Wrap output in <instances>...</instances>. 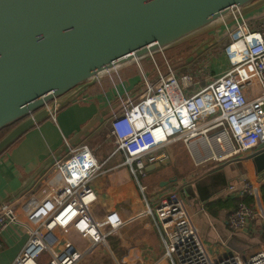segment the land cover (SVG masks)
Segmentation results:
<instances>
[{"label":"built area","instance_id":"2783aa9c","mask_svg":"<svg viewBox=\"0 0 264 264\" xmlns=\"http://www.w3.org/2000/svg\"><path fill=\"white\" fill-rule=\"evenodd\" d=\"M230 21V28L222 23L227 33L221 48L226 67L208 82L205 63L175 75L169 64L165 63L163 73L151 59L155 77L150 80L139 67L141 88L132 94L117 70L113 76L107 73L112 92L111 99L105 96L110 113L108 136L123 155L120 165L135 177L143 204L142 209L131 210L130 220L151 217L160 236L161 260L169 264H264V248L244 258L209 256L177 190H164L151 203L145 186L137 180L155 165L163 166L165 148L175 142L197 163H221L264 146V15L249 20L240 15ZM64 145L63 157L52 160L30 194L0 204V234L12 223L27 233L23 248L10 264H78L85 252L68 235L96 244L123 225L114 209L100 218L90 212L96 200L92 181L108 169L86 145L72 147L66 141ZM244 193L256 194L244 180L226 190L230 196ZM257 215L264 216L260 204L251 207L239 202L228 214L227 225L240 229ZM43 252L46 257L39 262Z\"/></svg>","mask_w":264,"mask_h":264},{"label":"water","instance_id":"95a60500","mask_svg":"<svg viewBox=\"0 0 264 264\" xmlns=\"http://www.w3.org/2000/svg\"><path fill=\"white\" fill-rule=\"evenodd\" d=\"M263 1L0 0V129L13 125L0 137V152L107 72L162 52ZM243 160L252 163L262 181L264 146L218 163L204 174L232 163L240 176L226 186H234L245 179ZM37 172L0 204L17 196ZM174 181H159L158 186Z\"/></svg>","mask_w":264,"mask_h":264},{"label":"crops","instance_id":"0c3cea01","mask_svg":"<svg viewBox=\"0 0 264 264\" xmlns=\"http://www.w3.org/2000/svg\"><path fill=\"white\" fill-rule=\"evenodd\" d=\"M142 61L145 60H139L136 63H127L116 69L122 73L120 77L123 79L125 87L132 94L138 90L139 81L135 83L131 82V78L134 75L133 66L141 68ZM107 73L113 76L112 71ZM107 73L101 76L94 84L81 89L70 102L34 124L0 152V201L16 190L20 184L36 170H38L37 174L24 188L28 187L36 176L41 173L38 180L39 182L50 169L52 160L54 158L63 157L66 151L64 145L65 141L72 147L86 145L84 140L80 139V137H88L91 133L89 130H91L96 123L102 121V117L109 113V106L105 101V96L111 99L112 92L109 85V75ZM218 74L215 73V75ZM96 115H99L97 120H95L82 135L73 140L74 134L86 126ZM104 143L105 145L99 144V148L102 149L99 153H103V158L99 157L101 154L96 155L93 148L86 145L91 150L96 160L97 158L101 160L97 161L102 167L108 169L92 181L94 185L93 189L96 194V203H93L90 212L93 218H100L110 209L118 210L123 220L122 226H125V224H128L126 222L130 220L131 208L133 207V199L131 198L124 202L125 198L122 194L123 190H128V193L130 192L129 189L126 188L128 187L127 183L130 173L127 166L120 165L123 160V155L115 150L112 140L104 136ZM91 146L93 147V145ZM167 147H169L170 153L166 154V163L163 166L155 165L149 172L152 170L151 172L156 171V173H158V170L162 167H168L173 164L172 161L175 162V166H178V162L180 161L183 163L191 162L193 167L199 170L196 172H194V170H189L180 178L179 176L173 177L175 179L173 184H168L161 190L156 189L151 191L152 195L148 200L151 202L152 197L159 195L162 191L167 189H176L178 194L182 197L183 194H185L180 189L182 184L193 183V194L191 193V197L186 199L188 203V213L198 230L199 237L209 256L221 257L232 254L244 258L256 249L264 248V216H255L252 221L248 222L240 229H230L227 225V216L234 208H222L217 210L214 214L209 213L207 209H205L204 204L218 197L216 196L217 194L220 193L219 196L222 198L228 196V194H226V182L240 176V172L237 168L230 163L221 170L204 174L205 171L218 164V162L214 163V161L212 162L209 160L199 163L195 162L180 142L172 143L166 146V148ZM240 167L244 170V180L248 181L256 190V194L252 196L253 201L248 206L253 207L257 203L260 204L264 211L259 192L260 184H264V175L263 180L258 182V176L254 172L252 163L249 160H243ZM241 182L242 180L234 186H240ZM17 196H19V194H17ZM137 201L142 204L141 196L140 198L137 197ZM147 218L148 224L145 222L142 224V228L144 229L138 237L140 242L139 247H149L147 248L149 254L146 253L142 255V258L146 257L145 259L152 258V254L155 256L162 252L159 233L151 217ZM136 220L137 218L134 219L133 222ZM122 226L120 228H122ZM73 236L76 235H68V239L71 242H73L71 240ZM26 239L27 233L23 226L16 223L8 224L0 234V264H10L23 248ZM83 240L88 242V240ZM88 243L89 245L83 248L85 254L87 249L94 245L90 242ZM99 243L102 249L103 246L101 244L106 245L105 240ZM40 261L42 262V260H39V262Z\"/></svg>","mask_w":264,"mask_h":264},{"label":"rangeland","instance_id":"374dc122","mask_svg":"<svg viewBox=\"0 0 264 264\" xmlns=\"http://www.w3.org/2000/svg\"><path fill=\"white\" fill-rule=\"evenodd\" d=\"M259 15H264V1L258 3L252 9L243 13V18L249 20ZM232 23H233L232 21H227L228 25H226V27L230 28ZM226 38H227V33L225 26H223L222 23H217L215 25L208 27L204 31H201L198 34L192 35L176 43L175 45L165 49L162 52H158L145 59H142L145 61H142L141 69L144 70L148 75L149 79L152 80L155 77V71L152 68L153 66L151 65V59L155 61L156 66L158 67L160 72L163 73L166 72L165 63H167L169 64L171 71L175 75H179L180 73H184L187 71H192L195 66L198 67L199 64L205 63L207 66L206 70L208 72L204 73V76L206 78V82H208L214 76H217L215 75V73L220 74L221 71H223L226 67V64L223 61L224 59L221 53V48L223 46L222 42L224 44L226 42ZM200 56L203 57L201 59H198ZM139 77H140L139 71L137 69L131 78V82L134 83L137 82L139 80ZM200 84H202V82ZM139 87H140V82L138 81L137 89H139ZM109 118H110V113H107L104 117H102L103 119L102 121L96 123L92 127V129L89 130L91 133L88 137H83V136L80 137V139L84 140L85 144L88 147L93 148L94 153L96 155L101 154L99 156L100 158H103L104 155H102L103 153H99L100 151H102V149L99 148L100 146L99 144L105 145L104 136L107 139L110 138L107 133ZM91 145H93V147ZM165 153L166 154L170 153L169 147L165 149ZM172 163L173 164H171L168 167H162L160 170H158L159 171L158 173L154 171L149 173L145 178L137 177L138 182L141 185L145 186V197L147 199L152 195L151 191H154L156 189L159 190L162 189V187L158 186L159 181L172 179L175 176H179L180 178L181 176L185 175L189 170H194V172L199 170L198 168L196 169L195 167H193L191 162L183 163L180 161L178 162V166L174 165L175 163L174 161H172ZM40 175L41 173L36 176V178L30 183L28 187L22 189L21 192L18 193L20 197L30 194V192L35 188L36 184L38 183ZM127 186L128 187L126 188H128L130 192L128 193V190L127 191L123 190L122 194L123 197L125 198L124 202L132 198L133 207L131 208V210L134 209L139 210L143 204L141 205L140 202L137 201V197L140 198L141 194L138 190L137 183L133 175H129ZM192 188L194 189V186L193 185L191 186V183L184 185L182 184L180 189L182 190L183 193H185L182 196L184 197L185 202L186 199H189V197L191 196L190 192H193ZM219 195L220 193L217 194L216 196ZM116 211L118 212V210ZM147 217L150 218V216L147 215V216L138 217L139 218V219L137 218L138 221L136 220L135 222H133L134 219L128 220L126 222L128 224H125V226H122V228L118 230H114L110 232L105 237L106 245L101 244L103 246V249L101 248L100 243L92 245L87 249L85 256L78 264H169L168 260L166 259L161 260V253L155 256L152 254V258L149 259H145L146 257L142 258V255L148 253L147 248L149 247L147 248H144V246L139 247L140 242L138 237L140 236L141 232H143L144 229L142 228V224H144V222L148 224ZM71 240L74 242L75 246L79 250H83L84 247L89 245L87 241L85 242L83 239H80L76 236L71 237ZM45 257H46V253L45 252L41 253L40 256L41 260H43Z\"/></svg>","mask_w":264,"mask_h":264},{"label":"trees","instance_id":"16d2710c","mask_svg":"<svg viewBox=\"0 0 264 264\" xmlns=\"http://www.w3.org/2000/svg\"><path fill=\"white\" fill-rule=\"evenodd\" d=\"M223 45V42H222ZM203 56H200L198 59H201ZM196 65V64H195ZM194 65V66H195ZM139 68H136L135 66H133V73ZM139 71V70H138ZM118 74L120 76H122V73L118 70L117 71ZM105 86V85H104ZM13 125L4 127L2 129H0V137L8 130L12 127ZM245 182H247L246 180H244ZM259 192H260V197L262 199V203L264 206V184H260L259 186ZM253 199L252 196L244 193L243 195H241L240 197L237 196H225V197H215L214 199L210 200L209 202H206L204 204L205 209H207V211L211 214H214L217 210L222 209V208H235L236 205L239 202H242L246 205H249L250 203H252ZM41 260V258L39 259Z\"/></svg>","mask_w":264,"mask_h":264}]
</instances>
